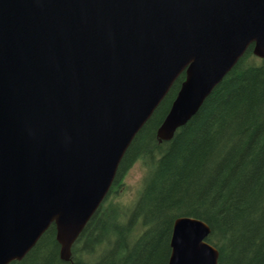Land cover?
Returning a JSON list of instances; mask_svg holds the SVG:
<instances>
[{
	"label": "water",
	"instance_id": "obj_1",
	"mask_svg": "<svg viewBox=\"0 0 264 264\" xmlns=\"http://www.w3.org/2000/svg\"><path fill=\"white\" fill-rule=\"evenodd\" d=\"M264 0H0V264L51 225L61 259L177 77L169 140L249 46ZM209 226L178 216L166 264H217Z\"/></svg>",
	"mask_w": 264,
	"mask_h": 264
},
{
	"label": "trees",
	"instance_id": "obj_2",
	"mask_svg": "<svg viewBox=\"0 0 264 264\" xmlns=\"http://www.w3.org/2000/svg\"><path fill=\"white\" fill-rule=\"evenodd\" d=\"M182 72L126 149L104 200L61 259L51 224L8 264H166L173 221L203 220L217 264H264V58L250 45L169 140L156 129ZM146 173L128 205L109 198L131 166ZM107 201V203H106Z\"/></svg>",
	"mask_w": 264,
	"mask_h": 264
},
{
	"label": "rangeland",
	"instance_id": "obj_3",
	"mask_svg": "<svg viewBox=\"0 0 264 264\" xmlns=\"http://www.w3.org/2000/svg\"><path fill=\"white\" fill-rule=\"evenodd\" d=\"M146 168L141 161L135 162L123 177V182L118 192L112 194L109 201L121 206L130 204L142 186ZM104 200V199H103ZM107 203V201H106Z\"/></svg>",
	"mask_w": 264,
	"mask_h": 264
}]
</instances>
